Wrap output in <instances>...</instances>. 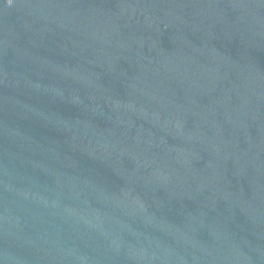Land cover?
<instances>
[{
    "label": "water",
    "instance_id": "1",
    "mask_svg": "<svg viewBox=\"0 0 264 264\" xmlns=\"http://www.w3.org/2000/svg\"><path fill=\"white\" fill-rule=\"evenodd\" d=\"M0 264H264V0H0Z\"/></svg>",
    "mask_w": 264,
    "mask_h": 264
}]
</instances>
